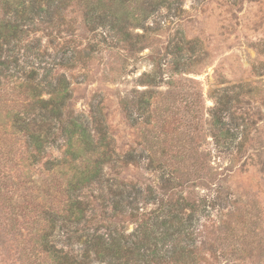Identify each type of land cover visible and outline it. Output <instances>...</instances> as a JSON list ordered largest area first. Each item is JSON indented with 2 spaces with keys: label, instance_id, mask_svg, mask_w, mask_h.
I'll return each mask as SVG.
<instances>
[{
  "label": "rangeland",
  "instance_id": "1",
  "mask_svg": "<svg viewBox=\"0 0 264 264\" xmlns=\"http://www.w3.org/2000/svg\"><path fill=\"white\" fill-rule=\"evenodd\" d=\"M55 6L53 21L41 20L31 32L40 40L32 62L43 68L38 78L45 84L50 68L67 66L53 76L69 82L72 114L101 120L118 153L135 160L119 179L161 195L170 193L161 189L170 179L207 198L195 226L194 264H264V0H115L111 8L56 0ZM156 70L153 89L146 75ZM192 82L202 84L204 101ZM241 84L253 92L244 90L234 104L233 152L220 154L203 105L214 106L210 93L217 87ZM150 92L151 104L142 105ZM62 142L49 146V158L62 157ZM176 168L185 171L174 177ZM123 224L134 229L128 219ZM57 234L58 247L69 252L72 242L68 248L62 230Z\"/></svg>",
  "mask_w": 264,
  "mask_h": 264
},
{
  "label": "trees",
  "instance_id": "2",
  "mask_svg": "<svg viewBox=\"0 0 264 264\" xmlns=\"http://www.w3.org/2000/svg\"><path fill=\"white\" fill-rule=\"evenodd\" d=\"M55 2L0 0V264H194L195 226L208 209L207 198L196 199L195 191L185 192L170 179L161 188L170 193L162 195L120 180L121 169L135 160L118 153L101 120L72 114L70 84L53 76L67 66L50 68L47 84L39 80L43 68L32 61L40 56V40L31 32L41 20L53 21ZM94 2L101 8L115 0ZM158 73L146 75L150 88L159 87ZM192 83L195 97L204 101L202 84ZM244 90L253 92L246 84L217 87L210 93L214 106L203 105L220 154L233 152L238 127L230 119ZM152 100L151 92L143 93L139 102ZM60 141L62 157L49 158L47 149ZM207 170L202 166V180ZM183 171L176 168L172 175ZM222 191L215 192L218 198ZM126 219L134 225L131 232ZM61 230L68 248L72 242L69 252L57 245Z\"/></svg>",
  "mask_w": 264,
  "mask_h": 264
}]
</instances>
